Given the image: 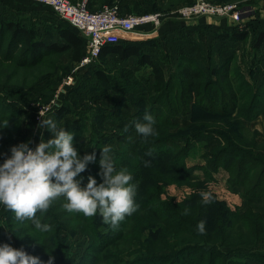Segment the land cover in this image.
Masks as SVG:
<instances>
[{"label":"rangeland","instance_id":"rangeland-1","mask_svg":"<svg viewBox=\"0 0 264 264\" xmlns=\"http://www.w3.org/2000/svg\"><path fill=\"white\" fill-rule=\"evenodd\" d=\"M194 1L88 0L86 3L89 8L93 9H98L106 3H114L120 8L123 7L125 13L136 10L161 12L163 22L160 27L146 25L142 29L132 32L133 35L130 34L134 39L123 38L124 40L120 43L132 42L143 47L142 43H151L153 46L158 44L156 35L152 40L141 36H149L160 30L162 26L161 32L164 39L173 35L175 36L172 38L178 39L180 35L178 36L175 31V33H171L167 24H173L174 20H182L178 16L179 9ZM211 1L223 4L235 3L250 11L254 7H260L262 10L258 16L261 11L264 13V0ZM0 17L19 21L23 26L34 29L39 38L50 47L65 43L61 31L66 28V24L47 6L33 3L30 0H0ZM245 27L246 25L240 28L241 32H244L242 30ZM263 27L262 20L258 29L255 26L252 28L253 34L256 35L259 28L261 30ZM122 35L126 37L129 34L122 33ZM254 38H248L238 46L226 49L227 53L224 52V47L219 48L216 56H213L216 60L213 67L210 64L213 60L211 56H202L207 58V61L202 63L198 58L192 56L191 52L171 53L167 47L168 41H164L165 45H159L161 47L156 50L161 54L156 58L164 68L167 78L178 74L182 56L189 57L183 61L191 60L190 58L199 61L206 74H210L211 70L220 66L227 58L231 59L232 72L238 78L239 86L236 87H245L241 92V97L242 94L249 93L248 96L242 97L245 111L253 103L257 104V108L261 111L260 113L258 111L259 114L255 118L249 120L243 116V123L237 118L232 128L233 131H231L240 139L243 138L242 144L235 143L236 147L241 146L255 154V160L251 166L247 165L252 170L251 174L258 172L264 164V43L256 46ZM7 43L8 38L2 43L0 60L8 59V64L14 66L10 60L17 56L20 45L8 48ZM55 50L46 53L40 59L41 62L34 68L37 70L34 72V76L27 73V69H20L19 75H16L5 86H0V99H6L24 109V112L15 119L21 123L22 134L15 137L17 145L32 141L29 146L35 148L41 139L47 141L54 138L55 134L47 127H38L43 119H36L38 108L50 101L67 76L73 75V83L65 86L60 94L59 105L51 113L45 115V118L53 119L58 127L74 134V143L78 145L77 150L81 157L83 155L80 150L90 142H97L101 148L100 157L102 146L111 145L113 149L111 155L115 160L122 152L121 148L143 138L137 134L135 123H143V117L147 112L162 123L161 130L157 131L156 136L166 128L163 134L164 138L171 139L174 150H181L180 162L191 168L193 183L202 182L200 185L203 189L210 186L211 190L216 192L218 197L227 202L232 209L245 210L247 207H251L264 215V198L257 195V190H255V194L245 193L244 186L232 184L229 181L230 175L225 166H214L215 162H226L223 156L218 159L214 157V149L225 146L227 139L221 131L229 129V124H232V121L226 119L225 122L220 113H207L196 104L189 103L190 101L186 103L184 98H181L184 101L183 105L179 107H182L184 111L178 113L176 107L173 106L179 99L177 96L174 101L170 97H166L163 102H158L161 94L155 88V78L151 67L139 64L136 59L123 60L119 56H108L104 59L98 58L88 66L78 67L81 59L73 60L72 49ZM233 56H235L234 59ZM241 74L250 83L249 85L244 84V81L238 77ZM2 80L3 75L0 77V81ZM174 84L176 87L180 86L179 75L174 79ZM250 91L259 93V97L253 99ZM223 93L227 95L226 91ZM227 100L230 102L229 99ZM62 105L71 108V112L64 118L54 117L53 114ZM2 111L1 114H5L4 110ZM217 128L220 129V133L216 131ZM231 133H229V137L232 136ZM226 156L229 157L232 154L229 153ZM123 167H127V165ZM100 168L99 161L90 162L86 170L77 176V179H82V185L86 186L88 177L95 176L97 182L100 183L102 182L99 175ZM129 171L132 173V170L129 169ZM165 189L166 194H162V197L173 198L176 202L185 199L192 191L189 186H179L174 183L167 185ZM258 189V193L264 196V183ZM63 203V199L54 201L46 213H37V217L42 223L52 226V230L46 233L37 230L30 220H17L14 212L0 205V225L6 232L5 235H0V244L9 243L15 248H23L29 254L38 256L44 264H47L50 257H54V264H107L104 260L111 250L112 252L118 251L120 258L118 264H126L128 261L147 254L145 247L151 243L148 241L151 231H144V223L134 230V232L138 231L141 239L131 242L126 240L115 242L118 244L117 250L112 246L113 242L106 245L104 242L100 243V236L116 237L122 232L125 224V229L129 228L133 231L130 228L132 220L126 223L127 219H125L118 228L113 229L109 224L103 222L99 214L94 217H85L82 213L68 212L63 208ZM94 227L98 232L96 235L92 233ZM155 231L156 229H154ZM227 253L228 260L234 259L232 261H241L244 264H264V239L239 249L230 248ZM158 254H162V252H158ZM190 254L188 253L184 257L185 261L181 264H190L198 258V256Z\"/></svg>","mask_w":264,"mask_h":264},{"label":"trees","instance_id":"trees-1","mask_svg":"<svg viewBox=\"0 0 264 264\" xmlns=\"http://www.w3.org/2000/svg\"><path fill=\"white\" fill-rule=\"evenodd\" d=\"M30 1L43 5L33 0ZM90 9L96 10L97 8L90 7ZM65 24L66 28L61 31L65 43L50 47L39 38L34 29L23 26L19 21L0 17V50L6 38H8V48L20 45L19 53L10 60L14 66L8 64V59L0 60V77L3 75L0 86H5L16 75H19L20 69H27V73L34 76V72L37 71L34 68L41 62L40 59L54 49H56L55 51L72 49L73 60L79 61L85 53V40L74 27L67 22ZM248 36L247 31L217 34L219 38L231 40H244ZM120 43L122 42L107 43L102 48L99 58L104 59L112 54H117L121 59L126 60L135 56L139 64L149 65L155 78V88L161 94L158 102H163L166 97H170L174 101L177 96L179 99L173 106L176 107L178 113L184 111L182 107H179L185 100L186 103L190 101L189 103L196 104L207 113H220L225 122L226 119L233 122L229 124V129L221 131L227 139L225 141L227 146L225 144V146L214 149V157L218 159L223 156L226 162H215L214 166H225L230 175L229 181L232 184L244 186L245 193L255 194V190H257V195L264 198L261 193H258V188L264 183V164L258 172L251 174L252 170L247 165L251 166L255 160V154L241 146L236 147L235 143L242 144L243 138L240 139L235 133H231L237 118L243 123V116L249 120L255 118L261 111L254 103L245 111L242 97L248 96L249 93L242 94L241 97V92L245 87H236L239 86L238 78L232 72L231 59L227 58L220 66L211 70L210 74H206L199 61L198 63L192 58L183 61L189 57L182 56L178 74L167 78L164 68L146 52L142 45L132 42ZM255 43L256 46L264 43V29L258 34ZM234 57L232 58L234 59ZM178 75L180 76V86L176 87L174 79ZM242 76L243 74L238 77L244 81V84L249 85L250 83ZM224 91L227 92V95L223 93ZM251 94L253 99L259 97V93L251 92ZM2 110L5 114H1ZM23 112L22 106L3 98L0 99V164L7 156L11 155V147L17 145L15 137L22 135L21 123L15 119ZM70 112L71 108L62 105L53 116L64 118ZM161 124L157 118L156 132L161 130ZM165 130L166 128L158 136L149 137L146 142L144 138H141L135 143H129L121 148L122 152L114 160L117 168L127 165L126 168L132 170V183L138 184L135 199L139 208L131 216L125 218L127 219L126 223L132 220L130 228L133 231L129 228L125 229V224L122 232L116 237L100 236V243L104 242L106 245L113 242L112 246L118 250V244L115 242L120 240L131 242L141 239L138 231L134 232V230L144 223V231H151L148 240L151 243L145 247L147 254L128 261L126 264H181L185 261L184 257L188 253L198 256L190 264H244L241 261H232L234 259L228 260L226 254L228 255L227 252L230 248L239 249L264 239L263 213L255 211L251 207H247L245 210L232 209L227 202L218 197L216 192L211 190L210 186L203 189L200 185L202 182L193 183L191 168L180 162L181 150H174L171 139L164 138ZM219 130L217 128L216 131L219 132ZM229 133L232 134L231 137H229ZM74 146L78 149L76 143ZM149 150H151V155H148ZM80 152L82 155L95 152L96 162L101 158V148L97 142H90ZM229 153L232 156L227 157L226 155ZM132 159H134L133 162H130ZM145 161H150V165L146 167ZM173 183L191 187L190 195L180 202L169 197L163 198L162 194H166V186ZM201 191L212 192L211 203H203L200 196ZM185 209H190L188 215H184ZM201 220L206 221L205 234H200L197 230V225ZM154 229H156L155 232ZM92 233L95 235L98 233L95 227ZM2 234L5 235L6 232L0 225V235ZM158 252H162V254H158ZM104 261L107 264H118L120 261L118 251H109Z\"/></svg>","mask_w":264,"mask_h":264},{"label":"clouds","instance_id":"clouds-1","mask_svg":"<svg viewBox=\"0 0 264 264\" xmlns=\"http://www.w3.org/2000/svg\"><path fill=\"white\" fill-rule=\"evenodd\" d=\"M43 119L38 127H47L55 135L53 139L41 142L33 149L27 143L12 146L11 155L0 164V205L15 213L20 221L30 220L40 232H49L52 226L42 223L37 213H46L54 201L63 199V208L68 212L82 213L85 217L99 214L104 223L113 229L119 227L127 216L135 213L138 184L132 183L133 176L128 168H117L111 155V145L102 146L99 160L100 177L89 176L86 186L77 176L86 170L88 164L96 161V153L81 157L74 146V134L58 127L51 118H45L43 110L39 113ZM144 122H136L137 134L145 140L157 134L156 119L145 113ZM127 131V129H125ZM149 150L148 155H151ZM150 161H145L149 166ZM204 204L212 202L211 191H201ZM190 209L184 210V215ZM200 234L206 232V221L197 225ZM0 264H44L38 256L31 255L23 248H15L9 243L0 244ZM47 264H54L50 257Z\"/></svg>","mask_w":264,"mask_h":264},{"label":"built area","instance_id":"built-area-1","mask_svg":"<svg viewBox=\"0 0 264 264\" xmlns=\"http://www.w3.org/2000/svg\"><path fill=\"white\" fill-rule=\"evenodd\" d=\"M50 7L65 22L74 27L85 40V53L78 67L88 66L99 58L102 48L111 39H116L115 32H135L146 25L160 27L163 22L161 12L149 11L140 13H122L117 4H103L99 9L91 10L88 0H33ZM251 11L235 3H216L211 0H195L182 6L178 16L182 19H193L201 16H230L240 22ZM116 41V40H115ZM74 76L69 75L50 101L38 108L36 119H41L39 113H51L58 105L60 94L65 86L71 85ZM34 149V147H32Z\"/></svg>","mask_w":264,"mask_h":264},{"label":"crops","instance_id":"crops-1","mask_svg":"<svg viewBox=\"0 0 264 264\" xmlns=\"http://www.w3.org/2000/svg\"><path fill=\"white\" fill-rule=\"evenodd\" d=\"M108 4H114V3H108ZM255 8V9H254ZM251 9V12L248 15H245L240 22L235 21L233 18L230 16L227 17H214V16H201L198 18H193V19H182V20H174L172 21L173 24H167L168 29H170L171 33L174 31L180 35V37L177 38H172L164 39V35L161 32L163 26L158 30L157 32H154L150 34L149 36L147 35H142L141 37L145 39H153L154 36L156 35L158 37V44L153 46L151 43H142L144 49H146V52L153 58V59H158L156 56H161L160 52L156 51L159 50V45H165L163 44L164 41H168L167 47L170 50L171 53H181L183 51L191 52L192 56H195L196 58L199 59V61L206 62L207 58L202 57V56H211L213 60L210 62L211 66L213 67L215 65L216 61L213 56H216V52H218L219 48L224 47L225 48V53L226 49L238 46L239 43H243L244 40L253 39L256 42L258 34L264 29L259 28V31L255 34H253L252 28L255 26L257 29L260 25V22L263 20L264 22V13L261 11V14L258 16L260 13V10H262L260 7H254ZM122 13L123 12V7L120 8ZM259 9V12H258ZM140 12H145L144 10L140 11H134L131 13H140ZM146 12H149L146 10ZM258 12V13H257ZM126 14V13H125ZM258 16V17H257ZM164 25V24H163ZM246 25V27L242 31H247L249 33V36L247 39L244 40H231V39H222L217 37V34L220 33H231L234 31H241L240 28H243ZM243 26V27H242ZM142 29V28H141ZM174 32V33H175ZM122 33H127L128 36H123ZM116 34V39H111L114 41H110L108 43H119L122 42L124 39H134L131 35L134 33H128V32H123V31H117L115 32ZM124 38V39H123ZM116 40V41H115ZM160 43V44H159ZM152 49V50H150ZM221 52V51H220ZM223 52V51H222ZM110 56H118L117 54H112ZM136 59L135 56L131 57V59ZM244 200V199H243ZM241 205L242 203H238Z\"/></svg>","mask_w":264,"mask_h":264}]
</instances>
